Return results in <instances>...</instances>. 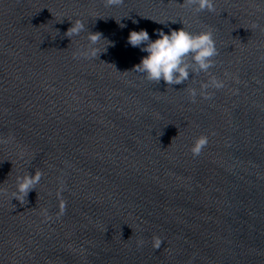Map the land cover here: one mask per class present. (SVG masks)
I'll list each match as a JSON object with an SVG mask.
<instances>
[{
  "label": "water",
  "instance_id": "water-1",
  "mask_svg": "<svg viewBox=\"0 0 264 264\" xmlns=\"http://www.w3.org/2000/svg\"><path fill=\"white\" fill-rule=\"evenodd\" d=\"M214 4L0 0V264H264V0ZM183 26L212 31L207 70L133 69L130 30Z\"/></svg>",
  "mask_w": 264,
  "mask_h": 264
},
{
  "label": "clouds",
  "instance_id": "clouds-1",
  "mask_svg": "<svg viewBox=\"0 0 264 264\" xmlns=\"http://www.w3.org/2000/svg\"><path fill=\"white\" fill-rule=\"evenodd\" d=\"M197 5V10L207 8L209 11L214 10V0H192ZM85 25L80 19L72 21L66 35L71 37L72 34H79ZM156 38L153 39L148 30L141 28L132 29L126 37V43L133 47H138L142 53L139 62L133 66V69L149 80L160 82L163 80L170 84H179L190 78L192 72L207 70L213 61L210 59L216 55L217 48L211 30L193 33L188 31L184 26L179 29H170L165 32L163 28L154 29ZM102 38L100 32H89V47L85 48L80 54L85 56H96L99 54V48L96 46L97 41ZM114 43V42H113ZM216 86L219 82L213 81ZM207 85H201L206 87ZM193 97L196 95V89H190ZM207 142V137L201 135L196 138L193 146V154H198L203 145ZM41 173L36 171L31 174L18 175L16 177V188L11 193L19 201H23L34 185L39 182ZM154 245H158L159 238L154 237ZM142 243V242H138Z\"/></svg>",
  "mask_w": 264,
  "mask_h": 264
}]
</instances>
